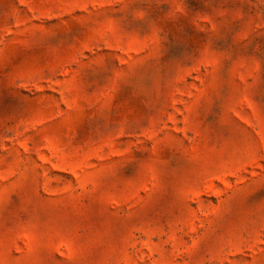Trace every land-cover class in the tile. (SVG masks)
Wrapping results in <instances>:
<instances>
[{
  "label": "rangeland",
  "instance_id": "rangeland-1",
  "mask_svg": "<svg viewBox=\"0 0 264 264\" xmlns=\"http://www.w3.org/2000/svg\"><path fill=\"white\" fill-rule=\"evenodd\" d=\"M0 264H264V0H0Z\"/></svg>",
  "mask_w": 264,
  "mask_h": 264
}]
</instances>
